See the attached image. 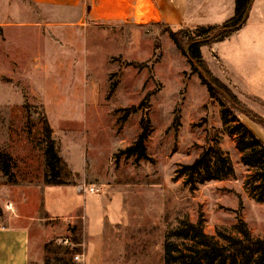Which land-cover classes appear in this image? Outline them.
I'll use <instances>...</instances> for the list:
<instances>
[{"label":"rangeland","instance_id":"374dc122","mask_svg":"<svg viewBox=\"0 0 264 264\" xmlns=\"http://www.w3.org/2000/svg\"><path fill=\"white\" fill-rule=\"evenodd\" d=\"M103 1L98 15L108 8ZM114 1L112 16L119 19L103 21L82 16L80 10L90 6L87 0L77 12L0 0V153L10 156L9 175L0 158V223L11 213L7 206L39 221L42 202L63 214L80 201L71 188H43L44 114L61 155L56 165L60 179L71 184L84 177L79 191L95 187L94 194L105 198L102 248L108 263L163 264L164 236L180 219L199 221L218 243L223 242L217 231L239 237L238 220L253 238L264 239V201L254 199L258 194L249 186L253 171L241 164L235 137L220 121L218 102L208 99L197 76L189 74L186 58L161 34L159 14L140 23L130 14L133 0ZM196 1L203 6L211 0ZM146 6L137 4L140 21L152 15ZM219 6L217 14L200 23L218 24L232 15L233 0H220ZM254 9L242 29L204 54L212 74L246 108L233 113L236 120L264 137L257 123L264 121V0H256ZM146 93L152 94L145 104L123 119L124 111L137 107ZM143 112L150 121L149 160L115 158L136 139ZM209 139L228 155L233 173L190 191L175 171L191 163ZM64 222H44L51 223L43 238L47 257L53 259L58 247L77 249L59 256L82 263L79 221L72 225L78 246L62 242L68 235ZM32 231L42 239L40 229Z\"/></svg>","mask_w":264,"mask_h":264},{"label":"trees","instance_id":"16d2710c","mask_svg":"<svg viewBox=\"0 0 264 264\" xmlns=\"http://www.w3.org/2000/svg\"><path fill=\"white\" fill-rule=\"evenodd\" d=\"M254 0H233V14L217 25L196 26L188 28L180 25L172 29L168 25L161 24V34H166L175 48L186 58L189 64V74L196 75L200 84L206 88L210 101L218 102L220 106V121L226 128L228 134L235 137V148L240 155L242 165L253 171L250 176L249 186L254 194L255 201H264V144L233 114L242 109L246 112L244 105L240 103L233 92L216 76L212 74L208 65L201 55L202 47H210L229 38L232 34L242 29L248 19ZM155 45L154 49H158ZM154 62L155 55L153 54ZM136 68L147 67V64H133ZM113 88V86H112ZM152 93H146L137 107H131L124 111L123 119L130 113L137 112ZM249 114V113H248ZM42 134L45 144V172L43 174V185L67 186L69 183L60 179L56 165L60 162L54 141L51 138L52 130L47 123L45 115H42ZM264 128V121L257 122ZM140 132L134 142L115 154V158L123 156L125 159H133L134 162L148 161L146 142L150 133V121L146 112L140 118ZM211 139L207 140L198 156L189 164L181 165L176 171V177H183V184L190 191L196 185H202L209 180H222L233 173L230 158L219 147L213 145ZM2 160V171L10 174V156L0 153ZM116 162V161H115ZM239 237H233L224 231H217V236L223 243H218L213 237L203 232L200 222L191 223L180 219L175 228L169 230L164 236L163 264H264V239L253 238L245 222L238 220L236 226ZM71 241L74 246L80 245L77 237V229L71 228ZM76 233V234H75ZM77 237V238H76ZM77 249L71 251L65 248H57L53 259L46 256L45 264H65L63 257L59 254H73Z\"/></svg>","mask_w":264,"mask_h":264},{"label":"crops","instance_id":"0c3cea01","mask_svg":"<svg viewBox=\"0 0 264 264\" xmlns=\"http://www.w3.org/2000/svg\"><path fill=\"white\" fill-rule=\"evenodd\" d=\"M31 4H34L38 7L44 8H61L67 10H73L77 12V9L80 8L82 0H28ZM90 6L82 8L81 14L83 17L87 16V19H96V20H116L119 19L117 17H113L112 13L115 10L116 5L115 1L105 0L104 7H108L105 11V14L102 13L98 15L97 8H100L101 0H87ZM131 15L133 18H136L140 23L146 22L148 19H155L154 14H159L161 24L168 25L172 29H177L180 25L188 27L190 24H194V26H207V25H217L211 22H204L203 24L200 21H204V19H208L212 14H217L219 10L220 0H211L210 2H206L205 5H200V2L196 0H150L152 5L157 11H154L150 8L149 0H146L148 5V9L151 11L152 15L145 14V19L139 20V12L136 14V8L138 2H142V0H133ZM255 1H253L250 13L248 18L253 15L252 13L255 11ZM142 4V3H141ZM255 13V12H254ZM111 14V15H110ZM114 14V13H113ZM233 14V8H232ZM96 15V16H94ZM152 16V18L150 17ZM232 16V15H231ZM230 16V17H231ZM229 17V18H230ZM195 20L196 22H194ZM248 20V19H247ZM207 21V20H205ZM220 24V23H218ZM175 27V28H174ZM190 28V27H188ZM194 28V27H193ZM216 45L218 49V43L213 44ZM209 47L201 48V55L206 64L208 65V61L205 57L204 50ZM209 67V65H208ZM215 76V75H214ZM217 77V76H216ZM219 79V77H217ZM222 82V81H221ZM253 134H255L254 129H249ZM254 130V131H253ZM257 137V136H256ZM262 143L264 142V137L262 135H258L257 137ZM58 156L61 158V155ZM76 173V172H73ZM85 181V178L82 177L77 182L76 180H72L71 184L73 186H51L43 188L50 189H59L65 190V188H71L74 195L77 198H80V201L77 203H73L68 207V210L63 214L54 213L49 211L44 206L42 202V210H43V218L38 219L36 221L35 218L26 217L21 214H15L13 212L12 206H7L8 210L11 211L10 215L3 218V222L0 223V264H45V258L47 256L46 247L44 245V240L50 234V226L49 224H44V222H64L66 225V231L68 235L63 239L64 244L73 245L69 242L71 238V232L69 231V227L79 221V225L82 228V239L83 240V260L82 263H73L66 261L65 264H114L108 263L107 254L105 255V250L102 248L103 242V233H104V197L97 196L95 194L82 193L79 191L80 185H82ZM37 222V223H36ZM107 222V221H106ZM112 223V221H108ZM57 224V223H56ZM47 225V226H46ZM37 226V227H36ZM38 228L41 231V237H35L33 234V229ZM50 228V230L47 229ZM70 237V238H69ZM69 238V239H68ZM62 243V244H63ZM74 246V245H73ZM49 264H52L50 262Z\"/></svg>","mask_w":264,"mask_h":264},{"label":"built area","instance_id":"2783aa9c","mask_svg":"<svg viewBox=\"0 0 264 264\" xmlns=\"http://www.w3.org/2000/svg\"><path fill=\"white\" fill-rule=\"evenodd\" d=\"M83 191H84V193H89V194H94V193H96L97 192V188H95V187H90V186H88V187H83ZM80 190H82L81 189V187H80ZM65 243V242H64ZM74 260H78V256H75L74 257Z\"/></svg>","mask_w":264,"mask_h":264},{"label":"bare ground","instance_id":"6f19581e","mask_svg":"<svg viewBox=\"0 0 264 264\" xmlns=\"http://www.w3.org/2000/svg\"><path fill=\"white\" fill-rule=\"evenodd\" d=\"M141 3H142V5H146V4L148 5V3L146 2V0H142V2H141ZM141 3H140V4H141ZM149 4H150V3H149ZM140 16H141V14H140V15H138L139 19H140ZM141 19H145V17H144V16H142V17H141Z\"/></svg>","mask_w":264,"mask_h":264}]
</instances>
